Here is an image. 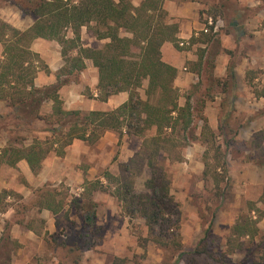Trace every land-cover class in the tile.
Instances as JSON below:
<instances>
[{"label": "rangeland", "instance_id": "374dc122", "mask_svg": "<svg viewBox=\"0 0 264 264\" xmlns=\"http://www.w3.org/2000/svg\"><path fill=\"white\" fill-rule=\"evenodd\" d=\"M181 2L180 0L172 3V9L180 11L183 6ZM233 2L258 10L256 13L264 11L263 2H260L258 7H250L252 3L249 2L252 0ZM200 4L201 26H206L209 18L215 19L212 36L219 30L223 33L229 30L219 0H200ZM27 8L24 0H0V21L25 31L37 19L26 12ZM255 17L256 15L250 19L253 20ZM202 31L200 29L194 31L193 35L202 42L191 45L189 51H183L189 52L192 61L188 60L185 63L186 69H181L186 85L181 89L183 98L180 102L184 104L185 96L192 97L196 109L195 132L198 139L181 149L179 156L167 154L161 157L162 165L166 168L168 180L171 182V195L178 206L172 210L175 214L166 217L167 221L164 222L166 225L161 229L157 226L155 232L168 240L169 246L162 247L150 241L144 250L139 238H150L145 220L131 219L126 204L120 203L109 193H94L95 217L93 223L86 221L87 214L83 207L84 203H87L86 196H83L86 184L97 180L107 184L103 177L105 172L120 176L122 165L130 163L137 153L143 151L142 139L124 136L119 140L116 132H108L102 141L95 144L84 141L79 143L80 148L84 150L83 158L81 162L68 163L69 177L60 175L66 166L63 160L57 159L61 164L57 165L56 175L41 187L38 196L43 200L42 204L49 202L56 208H64V211L56 219V230L51 235L48 233L45 235L48 242L47 253L28 264H76L74 261L78 257L80 258L78 264H113L116 258L126 259L125 264H176L181 252L185 254L179 259L178 264H264V202L261 201L264 198V108L260 110L261 113L254 114L247 105L249 92L252 90L260 94L264 92V64L263 69L253 70L247 76L251 78L258 75L261 81L260 88L252 84L247 86L238 84L236 81L232 85L230 81L226 91L223 90L222 84L227 79L230 65L224 75L220 74V68L225 64L223 59L225 55L223 54L222 59L218 55L214 59L213 50L217 49L220 53V49L226 46L227 41L225 39L220 43L217 41L216 47L213 48V44L208 41L209 37L202 35H206L210 30L207 33ZM235 32L242 33V27L236 28ZM67 35L72 37L70 31ZM80 38V43L84 47L92 49H102L109 42L97 39L94 25L83 27ZM189 42L190 40L187 43ZM31 47H40L44 56L37 83L52 85L51 83L55 81L54 84H57V74L64 65L60 44L39 41L33 43ZM1 49L3 50L2 44L0 51ZM202 54L203 59H200ZM185 56L188 57V54ZM211 61L214 65V75L209 77L212 71ZM236 61L237 57L232 61L233 69ZM199 64H203L200 75L193 71ZM81 76V73L69 77L61 75V80H68L64 91L61 92L64 106L68 110L88 108L90 102L86 99H93L92 90L80 85L85 81ZM147 85L145 82L140 89L143 98ZM0 103L2 114L4 108L6 110V104L2 101ZM51 106L47 105L44 111L51 112ZM108 108V111L116 109V96ZM225 109H228V112ZM200 118L207 120L216 137H213L212 133L208 134L210 132H206L205 137L202 136L204 123ZM219 125L225 127V130L220 132ZM6 129L7 127L0 122V148H5L9 142L13 144L16 137L20 139L19 143L22 142V146L32 144L35 138L45 140L51 137L49 132L51 128L43 121H37L28 128L29 131L10 134ZM54 156L57 155L52 152L45 162L51 164ZM216 156L226 163V172L217 170L219 162ZM138 159L135 164L131 162L130 167L135 175L136 193L145 195L148 191L144 185L150 173L145 160ZM206 163L209 165V174L205 176ZM218 180L220 183L217 187ZM213 219V228L207 234L209 223ZM245 219L258 220L259 235L253 240L239 238L234 234L235 226L244 223ZM176 225L180 228L178 232ZM202 240L206 241L210 257L190 256ZM74 247H79L76 249L77 252H70ZM9 250V246L5 245L0 248V263L7 254L11 256ZM12 259L11 257V264Z\"/></svg>", "mask_w": 264, "mask_h": 264}, {"label": "trees", "instance_id": "16d2710c", "mask_svg": "<svg viewBox=\"0 0 264 264\" xmlns=\"http://www.w3.org/2000/svg\"><path fill=\"white\" fill-rule=\"evenodd\" d=\"M165 1L143 0L135 6L132 0H24L28 6L26 12L37 18L30 28L21 31L0 21V44L3 47L0 59V101L9 110L8 113L0 114L1 125L4 124L10 134L29 131L28 128L37 121H43L51 128V137L45 140L35 138L28 146H22L18 137L13 144L9 142L0 150V165L16 168L19 161L26 160L31 170L38 173L52 152L64 157L66 149L76 140L95 144L110 131L116 132L119 140L124 136L142 139L143 151L137 153L130 163L135 164L138 158L145 160L150 173L144 185L147 194L136 193L135 175L130 163H127L122 165L120 176H114L108 171L104 173L107 184L101 180L86 184L83 196H86L87 203L83 207L87 214L86 221L93 223L94 193H109L120 203H125L129 217L144 219L148 227L150 238H139L144 250L150 241L162 247L169 246V241L155 231L157 226L161 229L166 225V217L175 214L172 210L178 206L171 195V182L161 157L167 154L179 156L181 149L198 139L195 132L196 109L192 97L185 96V102L181 104L183 95L175 85L179 71L164 61L162 48L165 43H171L180 52L189 51L191 45L202 40L194 35L189 43L178 39L179 25L169 21ZM219 3L230 32L238 27L243 28L245 21L256 14V10L243 7L233 0H219ZM91 25H94L97 39L109 40L104 48L92 49L80 43L81 29ZM214 25L208 27L209 33L202 34L209 37L208 41L213 44V48L218 41L212 36ZM68 31L72 37H68ZM37 40L54 41L61 46L64 65L57 74V84L44 87L36 85L43 63L40 54L31 47ZM182 43L186 46H182ZM213 53L215 59L219 51L216 49ZM203 55L200 59H203ZM86 61H92L98 69L97 100L108 102L112 96L121 92L128 93V100L112 111L66 109L60 90L68 84V80H61V75L69 77L80 74L87 68ZM200 64L193 69L198 75L203 65ZM211 67L209 77L214 75L212 61ZM226 77L227 81L222 84L225 91L230 81L232 85L236 81L233 68H229ZM145 82L148 85L143 98L140 89ZM256 96L264 97V92ZM49 104L52 106L48 113L44 110ZM200 119L204 123L202 136L205 137L206 132L213 134L207 120ZM218 129L221 132L225 127L219 125ZM212 136L216 137L214 134ZM216 157L219 162L217 170L226 172V163ZM208 167L206 163L205 176L209 174ZM219 183L218 180L217 187ZM261 201L264 202V198ZM47 207L54 214L62 208L52 207L51 204H47ZM257 223L258 220L245 219L244 223L235 226L234 234L239 238L253 240L259 235ZM213 225L214 219L209 223L207 234ZM175 227L178 232L179 226ZM78 248L74 247L70 252H77ZM184 254L181 252L176 264ZM208 254L206 241L202 240L190 256L210 257ZM74 262L78 264L80 258ZM1 263L11 264L10 254ZM125 263L126 259L116 258L113 264Z\"/></svg>", "mask_w": 264, "mask_h": 264}, {"label": "crops", "instance_id": "0c3cea01", "mask_svg": "<svg viewBox=\"0 0 264 264\" xmlns=\"http://www.w3.org/2000/svg\"><path fill=\"white\" fill-rule=\"evenodd\" d=\"M115 1L118 2L119 0ZM142 1L143 0H132L135 6H138ZM177 1L180 0H166L164 7L169 13V21L179 25L178 39L188 42V40L192 38L194 31L199 29L202 31L205 28L204 25L201 26L199 21L201 9L200 0H181L183 6L178 12L172 9V3H176ZM260 2L264 3V0H252V2H249L252 3L250 7H258ZM255 15V19L253 18L252 20L249 18L245 21L242 33L240 32V34H237L235 31L230 32V30H226L223 33L219 30L215 36L219 43L222 39L227 41L226 46L220 49V53L218 54L220 59H222L223 54L225 55L223 58L225 64L220 68V74L222 73L224 75L229 65L230 68H233L232 61L237 57L233 69L236 82H238V84H244L245 86H247V84H252L260 88L261 85L259 83H261V81L258 75L252 76L251 78L247 77L248 73H251L253 70H257L258 68L260 70L263 69L264 64V11L256 13ZM39 41L44 40H37L35 43ZM36 45L39 46L40 44ZM32 50L40 54L41 58L44 57L40 47H34ZM2 52L3 50L1 49L0 56H2ZM166 52L169 53L166 54ZM184 52L176 50L171 43H165L162 48L163 59L165 58L164 61L174 66L179 71L175 85L180 89L186 85L182 77L181 69H186L185 63L192 59L189 56V52ZM186 54H188V57L185 56ZM86 65L87 68L81 72V78L85 79V81L80 85H82L83 88L86 87L92 90L93 99H86V101L90 102L88 108L79 107L78 109L83 111L96 110L97 112L108 111V107L111 105V101H113L115 96L116 108L128 100L127 92H121L118 95L112 96L108 102L97 100V86L99 83L98 69L94 67L92 61H86ZM50 69L53 71L51 66ZM54 83L56 82L53 81L51 84ZM36 85L38 87L48 86L44 84L39 85L37 79ZM64 88L65 86L61 88L60 95L61 92L64 91ZM245 91L247 93V89ZM248 94L250 95L248 97V107L254 111V114L261 113L260 110L262 111L264 108V97L256 96V94L260 93H256L253 90ZM79 96L82 97L83 95L79 94ZM61 98L64 100L62 96ZM83 101L85 103V100ZM8 112V108H6V110L4 108L2 114ZM259 124L262 125L261 123ZM103 137L100 139L101 141L105 138ZM80 142L79 140L74 141L73 144L66 149V156L64 158L54 156L51 164L46 163L45 159L37 175L31 170L26 160L19 161L16 168L5 164L0 165V246H9V251H11V257L13 258L12 264H28L31 260L42 257L47 253L48 242L45 239V235L47 233L51 235L56 230V219L64 211V208L58 209L59 212L54 214L51 209L47 207V204L50 203L47 201L48 203L42 204L43 202L41 201L43 200L38 196V193L41 187L56 175L55 171L58 169L57 165L61 164L58 163L57 159L63 160V164L66 166L64 170L61 168L60 175L64 174L69 177L70 166L68 163L70 161L81 162L83 158L84 150L80 148ZM3 148L4 147L0 148V150ZM52 207L55 206L52 205Z\"/></svg>", "mask_w": 264, "mask_h": 264}, {"label": "built area", "instance_id": "2783aa9c", "mask_svg": "<svg viewBox=\"0 0 264 264\" xmlns=\"http://www.w3.org/2000/svg\"><path fill=\"white\" fill-rule=\"evenodd\" d=\"M214 25V21H213V19L212 18H209V20H208V23H207V25L205 26V29L203 30L204 32H209V28L208 27H210V26H213ZM182 46L183 45H185L184 43H182L181 44Z\"/></svg>", "mask_w": 264, "mask_h": 264}]
</instances>
